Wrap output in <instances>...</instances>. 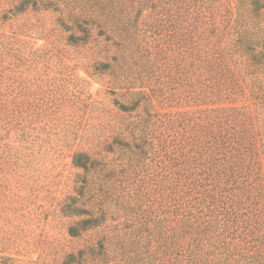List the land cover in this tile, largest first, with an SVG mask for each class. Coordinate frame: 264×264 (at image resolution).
<instances>
[{
    "label": "rangeland",
    "instance_id": "obj_1",
    "mask_svg": "<svg viewBox=\"0 0 264 264\" xmlns=\"http://www.w3.org/2000/svg\"><path fill=\"white\" fill-rule=\"evenodd\" d=\"M103 30L109 36L120 33L114 40L121 45L105 41ZM239 38L252 46L264 43V0H0V67L5 69L0 92L6 93V114L18 108L20 128L28 140L36 139L12 150L23 158L20 173L0 171V264H62L70 253L94 246L99 229L68 236L77 217L67 208L102 204L123 216L128 211L116 201L122 188L153 185L150 159L139 176L144 184L130 180L138 167L120 170L126 159L118 157L122 148L112 144L111 135L129 136L133 125L144 124L136 111H120L119 103L140 99L138 112L144 116L146 109L149 114L174 110L168 107L174 97L184 110L182 104L191 101L182 97L194 95L203 73L200 61L209 58L188 47L230 46ZM174 57L179 68L167 78L163 64ZM107 58L112 72L101 66ZM260 61L254 73L264 78ZM107 144L115 152L105 158ZM80 152L106 166L77 168L73 158ZM102 184L114 190L105 203L96 190ZM80 189L95 196L85 203ZM127 203L132 206V199ZM83 258L90 264L88 255Z\"/></svg>",
    "mask_w": 264,
    "mask_h": 264
},
{
    "label": "trees",
    "instance_id": "obj_2",
    "mask_svg": "<svg viewBox=\"0 0 264 264\" xmlns=\"http://www.w3.org/2000/svg\"><path fill=\"white\" fill-rule=\"evenodd\" d=\"M183 29H177V39ZM102 33L109 39L105 41L121 45L114 40L120 33ZM194 47L195 55L209 53V58L200 61L203 73L196 80L194 95L182 97L191 101L182 104L184 110L177 108L180 99L174 97L168 102L174 110L149 114L146 109L144 116L138 112L140 99L119 103L120 111H136L144 124L133 125L129 136L111 135L112 144L122 148L118 157L126 159L120 170L128 173L132 165L138 167L130 180L138 178L142 183L144 177L139 176L150 159L152 188L141 184L131 190L122 188L116 201L123 212L128 211L123 216L102 204L68 207L78 219L68 226L69 237H78L86 227L100 232L94 246L70 253L62 264H87L85 255L90 264H264V78L254 73L260 58L264 61V43L252 46L239 38L230 46L219 42L188 48ZM110 57L114 61L117 54ZM177 60L163 64L167 78L179 68ZM101 66L112 72L108 58ZM4 71L0 67L1 80ZM184 86L192 91L188 84ZM4 94L0 92V171L20 173L23 158L12 150L21 141L34 145L36 139L28 140L30 135L20 128L18 108L6 114ZM103 152L108 158L115 151L107 144ZM73 165L103 169L106 163L80 152ZM104 185L96 189L103 203L113 199L114 191ZM79 192L85 203L95 196L90 189ZM128 198L132 206L124 205Z\"/></svg>",
    "mask_w": 264,
    "mask_h": 264
}]
</instances>
